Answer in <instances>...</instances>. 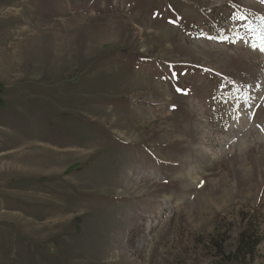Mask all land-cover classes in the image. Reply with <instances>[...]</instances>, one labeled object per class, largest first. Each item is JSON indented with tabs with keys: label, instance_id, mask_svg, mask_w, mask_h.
Segmentation results:
<instances>
[{
	"label": "rangeland",
	"instance_id": "rangeland-1",
	"mask_svg": "<svg viewBox=\"0 0 264 264\" xmlns=\"http://www.w3.org/2000/svg\"><path fill=\"white\" fill-rule=\"evenodd\" d=\"M262 18L0 0V264H264Z\"/></svg>",
	"mask_w": 264,
	"mask_h": 264
},
{
	"label": "snow or ice",
	"instance_id": "snow-or-ice-1",
	"mask_svg": "<svg viewBox=\"0 0 264 264\" xmlns=\"http://www.w3.org/2000/svg\"><path fill=\"white\" fill-rule=\"evenodd\" d=\"M237 19L244 20V19H246V17H237ZM262 19H264V18H262ZM208 38L209 39H215L213 37H208ZM229 39H230V37H227V36L221 37L220 42H224V41H227ZM240 39H243V38H240ZM235 42L236 41H233V43H235ZM250 47L253 51L259 50V52L264 53V37H261L258 43H250ZM177 91L182 92L184 95H188L190 90L178 88ZM173 107H175V106H173ZM237 107H239V105H237ZM249 107H251V106L249 105ZM237 119H239V117H237ZM225 131H227V129H225Z\"/></svg>",
	"mask_w": 264,
	"mask_h": 264
},
{
	"label": "trees",
	"instance_id": "trees-1",
	"mask_svg": "<svg viewBox=\"0 0 264 264\" xmlns=\"http://www.w3.org/2000/svg\"><path fill=\"white\" fill-rule=\"evenodd\" d=\"M3 90H4V88L0 84V106L3 105V100L1 98ZM246 236L247 235H244L242 237V247L246 248L247 250L254 249L256 247V244H257L256 238L254 237V235H248L247 237Z\"/></svg>",
	"mask_w": 264,
	"mask_h": 264
}]
</instances>
